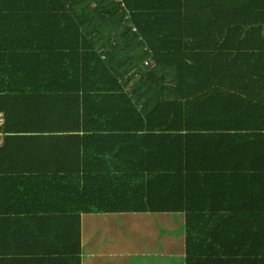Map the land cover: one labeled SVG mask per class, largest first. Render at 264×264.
I'll return each instance as SVG.
<instances>
[{"label": "trees", "instance_id": "1", "mask_svg": "<svg viewBox=\"0 0 264 264\" xmlns=\"http://www.w3.org/2000/svg\"><path fill=\"white\" fill-rule=\"evenodd\" d=\"M0 113L55 264H264V0H0Z\"/></svg>", "mask_w": 264, "mask_h": 264}, {"label": "crops", "instance_id": "2", "mask_svg": "<svg viewBox=\"0 0 264 264\" xmlns=\"http://www.w3.org/2000/svg\"><path fill=\"white\" fill-rule=\"evenodd\" d=\"M6 136L0 128L1 148L6 143ZM8 159L7 155L0 154V264H30V259L40 264H55L60 252H52L60 247L57 244L64 237L58 239L61 229L49 215L31 217L29 208L18 201H10L12 195L25 191L23 180L26 182L27 178L22 175V168ZM15 160L20 165L25 162ZM12 167H17L18 171ZM23 209L26 212H22ZM50 254L54 257H49Z\"/></svg>", "mask_w": 264, "mask_h": 264}, {"label": "built area", "instance_id": "3", "mask_svg": "<svg viewBox=\"0 0 264 264\" xmlns=\"http://www.w3.org/2000/svg\"><path fill=\"white\" fill-rule=\"evenodd\" d=\"M5 123V115L0 113V127L3 126Z\"/></svg>", "mask_w": 264, "mask_h": 264}]
</instances>
